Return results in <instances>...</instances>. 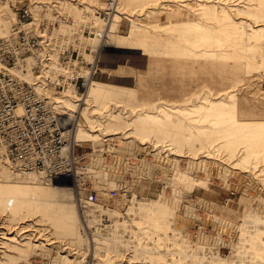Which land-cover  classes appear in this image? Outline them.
I'll return each mask as SVG.
<instances>
[{"label":"rangeland","instance_id":"1","mask_svg":"<svg viewBox=\"0 0 264 264\" xmlns=\"http://www.w3.org/2000/svg\"><path fill=\"white\" fill-rule=\"evenodd\" d=\"M37 1V13L43 2L58 11L53 54L72 44L86 70L98 40L84 29L105 0ZM10 2L0 0V34ZM113 15L83 98L44 90L77 109L85 149L122 133L164 143L176 166L166 158L167 172L119 186L146 163L119 177L104 161L79 186L0 162V183L24 188L0 194V232L14 238L0 264H264V0H118ZM146 208L167 216L153 223Z\"/></svg>","mask_w":264,"mask_h":264},{"label":"built area","instance_id":"2","mask_svg":"<svg viewBox=\"0 0 264 264\" xmlns=\"http://www.w3.org/2000/svg\"><path fill=\"white\" fill-rule=\"evenodd\" d=\"M37 2V0L10 2L14 16L6 33L0 34V156L17 169L42 170L50 177L70 174L73 176V183L79 186L86 183L85 175L104 161L111 162L108 164L111 167L107 165L108 169L116 172V175L121 171L124 172L126 168L134 169V166L142 160L146 163L145 170L129 172L128 179L116 178V184L119 186L136 177H151L158 173L157 166L161 167L160 174L166 170L162 167L164 165L161 166V162L166 158L170 167L176 166L175 158H170L169 151L162 142L154 143L149 140L140 145L132 138L124 140L129 137H124L122 133L104 139L109 135L104 133L101 140L91 145L90 149H85L82 139L74 138L77 109H72L70 112L50 102L44 95L39 94L33 80L23 76L25 72L31 74L44 72V63L51 50L44 40L59 45V42L53 38L56 33L52 30V27L59 23L57 11L54 8L51 10L46 8L47 2H43L37 13L33 10ZM116 5L117 0H105L101 8L96 11L99 20L103 23V29H84L87 33L85 36H97L103 41L107 37L106 33ZM48 33L51 34V38H48ZM103 43L94 48V60L85 61L90 69L87 76L81 72L71 76L59 73L62 80L57 81L52 87L61 90L66 87L64 82L71 80L74 81L76 93H84L88 78L96 76L95 67L101 60V53L104 52ZM58 58L61 62H68L77 69L84 62L77 48L72 44L63 45ZM137 153L142 157H137ZM111 189L115 190V188ZM96 194L95 191L90 190L87 196L95 199L98 198Z\"/></svg>","mask_w":264,"mask_h":264},{"label":"bare ground","instance_id":"3","mask_svg":"<svg viewBox=\"0 0 264 264\" xmlns=\"http://www.w3.org/2000/svg\"><path fill=\"white\" fill-rule=\"evenodd\" d=\"M118 1V0H117ZM53 2H54V0H53ZM35 7H36V4H34V6H33V10L34 11H37L36 9H35ZM115 9H117V5H116V8ZM115 9H114V11H115ZM99 10V9H98ZM13 16H14V13L12 12V19H13ZM56 16L58 17V11H57V14H56ZM95 16H96V19H97V23H98V25L95 27V28H92V29H95V30H102L103 29V23L99 20V18H98V16H97V14H96V12H95ZM113 16L114 15H112V18H113ZM53 18H55V16H52ZM12 19H11V21H12ZM112 21H114V18L112 19ZM112 21L110 22V24L112 23ZM60 23V22H59ZM110 24H109V26H110ZM7 31V30H6ZM6 33V32H5ZM5 33H1V34H5ZM200 34V33H199ZM55 35V34H54ZM49 36V35H48ZM204 36V35H203ZM199 37V36H198ZM198 37H197V39H198ZM48 38H50V37H48ZM79 38H80V36H79ZM94 38H96L97 40H98V42L96 43V45H95V47H98V46H100L102 43H103V41H104V43H103V46H102V50L103 51H105V49H106V38L103 40V41H101V39H98L97 38V36H94ZM201 38V37H200ZM58 39H60V37L59 36H57V35H55V40L56 41H58ZM44 43H46V45L47 46H49V47H51V50L48 52V58L46 59V62L44 63L45 65H44V72L43 71H41V73H39V74H31V73H29V72H25V73H23V76L24 77H27V78H29V79H31V80H33L34 81V83L36 84V88H37V90H38V92H39V94H41V95H44L50 102H52V103H54L55 105H58L59 107H61V108H63V109H66L65 107H63L62 105H60V103H56V102H54V101H52V98L51 97H49L48 96V93L45 91V90H49L50 91V93L51 94H59V93H63L64 91H66L67 89H71L72 90V94H73V96L74 97H77L78 98V100H80L81 98H83L82 96H83V94L84 93H82V94H78V93H76V91H75V85H74V81H67V82H64L65 84H66V87L65 88H63V89H61V90H57V89H55V88H53L54 86V84L57 82V81H60V80H62V78L61 77H59V73H63L65 76H71V75H74L75 73H78V72H81L84 76H87V74H88V72H90V69L88 68V65H87V68H86V70L85 69H81L82 68V65L81 66H79L80 68H74V67H72V65L70 64V63H63V62H61L60 60H59V58H58V54L59 53H57L56 55H54L53 54V51L55 50H58V48H59V46H58V44L57 45H53V43H50V41L49 40H44ZM94 50V49H93ZM75 60V59H74ZM94 59H92V61H93ZM89 62V61H88ZM100 62V61H99ZM99 62H97V66L95 67V69H97L98 68V64H99ZM83 71H86L85 73H83ZM21 74V73H20ZM43 76V77H42ZM86 78V77H85ZM65 80V79H64ZM92 80H94V77H89L88 78V80H87V86H86V89H87V87L89 86V84H90V82L92 81ZM50 84H52V85H50ZM53 86V87H52ZM54 90H53V89ZM45 89V90H44ZM86 91V90H85ZM74 109H76V108H74ZM67 110H69L70 112H72V109L70 108V109H67ZM76 111V110H75ZM76 116H77V118H76V129H75V131L73 132V135H74V138H75V136H76V132L78 131V128H79V125H78V119H79V112H77L76 111ZM102 136H103V134L101 135L100 134V137H98L96 140L97 141H99V140H101V138H102ZM114 137V135H111V134H109L108 136H106V137H104V139L106 138H110V137ZM76 139H78V138H76ZM81 139V138H80ZM96 141V142H97ZM167 146V145H166ZM168 147V146H167ZM203 155V154H202ZM1 157V156H0ZM2 158V157H1ZM1 158H0V162L1 163H3V165L5 166V167H7V168H9V169H11L10 167H9V162L6 160V159H3V160H1ZM191 158V157H190ZM208 160V159H207ZM7 162V163H6ZM193 163V162H192ZM166 164V163H165ZM12 166V165H11ZM94 170H95V168H93ZM12 170V169H11ZM19 170H22V169H19ZM37 169H30V170H22V171H16V172H22V173H25V172H28V173H36L37 171H36ZM38 171H40V172H43L45 175H47L48 177H50L48 174H46L44 171H42V170H38ZM105 171H111L110 169H107V170H105ZM40 172H38V173H40ZM90 172V171H89ZM88 172V173H89ZM42 174V173H41ZM68 175H70V174H59V176H68ZM109 175H114V174H110L109 173ZM112 176H110V177H112ZM120 177V176H119ZM111 182V181H110ZM113 182V181H112ZM96 183V182H95ZM36 185H38V184H36ZM100 185V184H99ZM130 186V185H129ZM35 189V188H34ZM24 190V188H22V187H20V186H16V184H10V183H4V182H2V183H0V194H3V193H9L10 191H23ZM12 192V193H13ZM16 194V193H15ZM22 195H24V194H22ZM22 195H20L21 197H23ZM33 197H36V195L33 193ZM38 198H41L40 196H38ZM12 201H13V199L12 198H10V199H8L7 200V202H6V204L7 205H11V203H12ZM168 201V200H167ZM81 202H83V203H88V200L87 199H82V201ZM97 204V203H96ZM165 204V203H164ZM36 205V204H35ZM168 206V205H167ZM148 207V206H147ZM172 207V206H171ZM35 208V207H34ZM149 208V207H148ZM186 209V208H185ZM146 210H147V208H146ZM169 210V209H168ZM154 211V210H153ZM170 213V212H169ZM146 215H147V218L149 219V220H153V223H154V220H156V218H159V220L160 221H162L163 222V220L166 218V216H167V212H166V210L165 209H163V210H161V208L159 209H157L155 212H152V210H147L146 211ZM0 219H2L1 217H0ZM146 221V220H145ZM152 222V221H151ZM0 223L2 224L3 223V220L2 221H0ZM25 223V222H24ZM161 223V222H160ZM22 224V223H21ZM26 224V223H25ZM5 225V224H4ZM164 225V224H163ZM1 226H3V225H1ZM21 227H23L24 225H20ZM33 226V225H32ZM16 227H19V226H16ZM15 227V228H16ZM25 227V226H24ZM1 228H3V227H1ZM20 228V227H19ZM31 229V228H30ZM5 230H6V228H5ZM26 230V229H25ZM24 230V231H25ZM2 232H0V247H2V243L4 242V238L6 239H10V240H12V238H13V236L12 235H9V236H7L8 234H5L6 232H4L3 230H1ZM7 231V230H6ZM18 232V231H17ZM2 233V234H1ZM13 233V232H12ZM24 233V232H23ZM32 232H30V234H31ZM10 234V233H9ZM19 234V233H18ZM25 234V233H24ZM5 235H6V237H5ZM15 235V234H14ZM16 236V235H15ZM17 238V237H16ZM19 238V237H18ZM14 239V238H13ZM34 243V242H33ZM38 243V244H37ZM35 242L34 244H32L31 245V249L33 248H35V246H40V242ZM33 249L31 250V251H33ZM36 249V248H35ZM39 249V247H37V250ZM41 249V248H40ZM1 250V249H0ZM3 250V249H2ZM119 259V258H118ZM114 262V261H113ZM118 263L117 264H121V262H119V261H117ZM116 264V263H115Z\"/></svg>","mask_w":264,"mask_h":264}]
</instances>
